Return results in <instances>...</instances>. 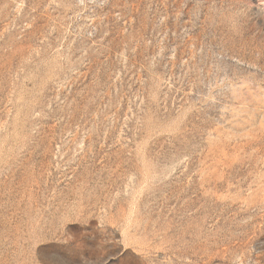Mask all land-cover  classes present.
Returning <instances> with one entry per match:
<instances>
[{
  "label": "rangeland",
  "instance_id": "374dc122",
  "mask_svg": "<svg viewBox=\"0 0 264 264\" xmlns=\"http://www.w3.org/2000/svg\"><path fill=\"white\" fill-rule=\"evenodd\" d=\"M0 264H264V0H0Z\"/></svg>",
  "mask_w": 264,
  "mask_h": 264
}]
</instances>
